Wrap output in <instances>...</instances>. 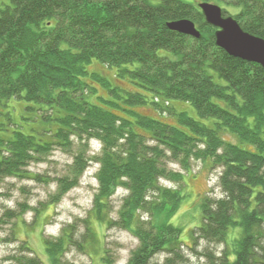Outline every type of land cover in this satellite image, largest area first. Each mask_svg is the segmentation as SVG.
<instances>
[{"label": "trees", "instance_id": "1", "mask_svg": "<svg viewBox=\"0 0 264 264\" xmlns=\"http://www.w3.org/2000/svg\"><path fill=\"white\" fill-rule=\"evenodd\" d=\"M202 2L218 5L243 31L264 40L262 0H9L0 9V184L24 177L30 164L55 148L70 152L76 146L51 204L96 163L90 215L106 230L137 240L127 264H187L184 249L205 264H264V69L215 45V28L197 7ZM183 19L195 24L199 39L167 28ZM92 61L114 69L126 88L88 72ZM96 86L107 96H99ZM14 101L28 114L27 133L12 119ZM171 101L192 106L208 123L169 107ZM141 106L158 116L134 110ZM91 141L98 143V155H89ZM192 161L220 170L221 196L202 197L201 225L186 247L168 222L179 208L180 189L161 181L179 185ZM119 188L126 195L114 219L109 202ZM22 214L7 212L0 223L15 226ZM87 221L80 239L71 225L43 240L49 264H69L65 253L82 250L93 237ZM14 232L20 248L8 264H45ZM101 262L113 264L106 248Z\"/></svg>", "mask_w": 264, "mask_h": 264}, {"label": "rangeland", "instance_id": "2", "mask_svg": "<svg viewBox=\"0 0 264 264\" xmlns=\"http://www.w3.org/2000/svg\"><path fill=\"white\" fill-rule=\"evenodd\" d=\"M264 1V0H262ZM9 4V0H0V9ZM88 72H97L108 79L112 85L121 87L127 86L126 82H117L114 77V69L108 68L97 61H92L86 66ZM222 83L219 80H215ZM99 96L106 97V92L96 86ZM149 96V95H148ZM92 102L96 99L91 97ZM97 103V102H96ZM16 108L12 112V119L16 124H21V131L27 133L30 123L25 120L28 114L23 110L22 103L11 102ZM172 106L177 110L185 111L191 118L200 120L194 108L188 104L178 101H171ZM134 110L142 115L156 117L157 112L151 106L136 107ZM161 115V114H159ZM160 117V116H159ZM163 118V116H161ZM164 117H167L166 115ZM164 121H167L165 118ZM172 122V119L168 121ZM208 123L206 120H200ZM28 127V128H27ZM223 138L227 141L235 142L231 135L224 134ZM89 155L95 156L99 153L98 143L91 141L89 143ZM77 147L65 151L62 148H55L41 162H33L28 166L27 172L21 178H8L0 184V219L5 218L7 212H21L17 224L13 221L0 223V264H8L7 258L19 250V244L13 241L11 230H15L14 235L20 240H26L34 253L45 263L48 259L45 254L43 240L45 238L56 239L62 229L73 226L74 235L77 239L86 234L84 221L87 219V227L90 229L93 237L89 238L83 245L82 250L76 247L70 248L65 253L64 258L69 264H102L103 248H106L111 255L113 264H127L131 252H133L138 242L129 233L118 229L106 230L104 224L99 223L95 216L90 215L93 209V198L98 184L95 178L98 165L90 162L84 172L77 187L71 189L56 204H51L50 198L56 193V180L66 174L69 165L72 163L73 154ZM172 171L180 172L176 164H169ZM182 172V171H181ZM183 181L177 185L173 182L161 181V184L167 188L180 189L181 201L177 212L168 222L177 228L180 233V241L186 247L192 244V231L201 225L200 204L202 197L207 193L212 197H220L221 193L217 186L219 169H212L210 162L192 161L190 169L183 172ZM126 193L122 189H117L110 199V213L112 218L117 217V211L121 204V199ZM36 211H40L37 214ZM205 243L199 242V251H203ZM214 252H220L221 246H212ZM186 254L190 257V263L187 264H205L203 259L192 257L190 252ZM162 261V257L157 258Z\"/></svg>", "mask_w": 264, "mask_h": 264}, {"label": "water", "instance_id": "3", "mask_svg": "<svg viewBox=\"0 0 264 264\" xmlns=\"http://www.w3.org/2000/svg\"><path fill=\"white\" fill-rule=\"evenodd\" d=\"M205 22L215 28V45L229 56L246 62L256 63L264 69V40L242 30L232 16H224L216 4H197ZM170 31L199 39L201 34L195 24L187 19L167 24Z\"/></svg>", "mask_w": 264, "mask_h": 264}]
</instances>
